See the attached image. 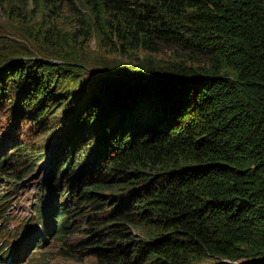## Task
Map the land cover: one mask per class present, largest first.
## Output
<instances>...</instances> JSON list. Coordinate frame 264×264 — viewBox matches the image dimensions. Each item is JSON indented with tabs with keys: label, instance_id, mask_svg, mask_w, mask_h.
Masks as SVG:
<instances>
[{
	"label": "trees",
	"instance_id": "16d2710c",
	"mask_svg": "<svg viewBox=\"0 0 264 264\" xmlns=\"http://www.w3.org/2000/svg\"><path fill=\"white\" fill-rule=\"evenodd\" d=\"M71 1L82 11L74 7L66 32L61 6ZM30 2L0 6L55 61L0 42V106L14 127L23 120L50 138L67 98L90 90L54 140L33 220L47 235L80 233L79 259L96 264H264V0H33L29 11ZM80 37L121 56L177 48L198 66L103 67L107 75L89 80L75 69ZM11 145L0 162L8 183L47 148ZM30 235L17 251L0 250V264Z\"/></svg>",
	"mask_w": 264,
	"mask_h": 264
},
{
	"label": "rangeland",
	"instance_id": "374dc122",
	"mask_svg": "<svg viewBox=\"0 0 264 264\" xmlns=\"http://www.w3.org/2000/svg\"><path fill=\"white\" fill-rule=\"evenodd\" d=\"M32 1L33 0H31L28 7L29 11H32L34 8V3ZM74 7L82 11L79 4L73 1L65 4L63 3L61 6L64 17L59 21L60 25L58 26L60 28L62 25L63 31L68 32L72 27L73 23L71 21L74 19ZM25 28L23 24H17L13 22V20H9L0 6V42L6 41L9 45L12 41L13 46L17 47L20 52L27 53L28 57L33 59L46 58L50 61H55L54 58H51L53 52L49 44L44 43L42 40L33 41L28 39L25 35ZM74 44H76L74 55L79 59L78 63L81 64L76 66L75 69L84 72V77L89 80L107 75L102 74L101 70L104 69L103 67L114 70L116 67L123 66L125 70H127L134 66L141 67L144 65V68H150L151 65H153L156 69L167 70L168 67H178V65H181L179 63H184L187 67L198 66L190 62L191 58L187 53L181 52L177 48L162 47L159 53L151 54L139 51L130 55L121 56L99 49L98 44H96L94 40L89 43H84L82 37H80L78 43ZM74 52H72V54ZM1 57L3 56L0 55V58ZM84 66L85 68H83ZM112 73L113 77L116 79L122 78L129 80L116 71H112ZM76 81V79L73 80L71 86H75L77 84ZM82 86L83 89H81ZM82 86L80 88L78 87V90L75 89V91L82 92L83 94L90 91L87 89L86 83ZM75 88H77V86ZM83 94L75 95L72 102H70V100L68 101L67 98L65 104H67L68 107L60 109V119H62L64 125L61 129L51 133L52 136L50 138L42 136L40 129H35L31 124L23 120L14 127L12 113H5L6 105L0 106V162L3 159L1 156L2 150L4 153L5 148L8 156H10L14 149V145L10 146V144L14 142L17 146L27 144L28 147H30L34 143L36 147L38 143H40L42 147L43 144L47 147L43 153V160L33 167L31 173L27 175V171L17 172L19 176L26 175L23 180H16L10 183L6 182L5 179L0 181V250L4 249L5 246H10L9 254L17 251L16 248L24 242L25 236L29 233H31L30 236H33V238H37L38 236L42 238V243L38 247H34L32 246L33 241L29 236V240L25 246L26 248L21 255L15 259L10 257L9 260L4 261V264H96L94 258L79 259L81 255L76 252L75 245L82 237L80 233L67 232L63 237H59L57 236L58 227H55L52 228L54 230L53 233L47 235L43 226L37 224L41 220H33L34 217L37 218V216L32 213V209L37 206L35 201L39 195V191L43 188V183L50 173L51 163L49 162V156L54 155L55 150L53 146L54 144L56 146L58 144L57 142L63 139L65 129H67L70 124L68 120L71 121L72 116L70 117V113L75 109L74 106L81 102ZM70 103L74 104L71 105ZM57 139H59V141L54 142V140ZM53 184L49 186L54 190ZM51 195L52 193H50V190L45 192V200L46 198L49 199V197L51 199ZM60 202L61 201L57 199L56 203L60 204ZM30 216L32 220L30 222L27 221L24 228H22L23 226H20V224L24 222V219ZM85 221L86 218H79L75 221V226ZM27 224H29L30 227H26ZM51 225H56V218L52 219ZM34 228L40 231L38 233L32 231ZM72 228L73 226H71L70 229ZM17 237L19 238L17 239ZM44 239L46 240L45 243ZM201 264L210 263L206 261Z\"/></svg>",
	"mask_w": 264,
	"mask_h": 264
},
{
	"label": "water",
	"instance_id": "95a60500",
	"mask_svg": "<svg viewBox=\"0 0 264 264\" xmlns=\"http://www.w3.org/2000/svg\"><path fill=\"white\" fill-rule=\"evenodd\" d=\"M141 80H139V82H140Z\"/></svg>",
	"mask_w": 264,
	"mask_h": 264
}]
</instances>
